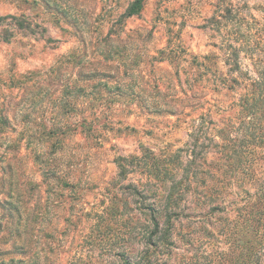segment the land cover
I'll list each match as a JSON object with an SVG mask.
<instances>
[{"label": "rangeland", "instance_id": "rangeland-1", "mask_svg": "<svg viewBox=\"0 0 264 264\" xmlns=\"http://www.w3.org/2000/svg\"><path fill=\"white\" fill-rule=\"evenodd\" d=\"M133 1L0 0V103L11 107L19 133L32 129L29 137L14 134L26 140L24 159L10 173L14 191L32 197L25 204L30 215L21 219L31 249L15 256L20 264H113L119 251L143 249L139 228L151 225L150 216L128 185L142 190L148 176L123 162L131 171L121 178L120 159L184 147L192 127L165 111L196 84L194 59L208 65L211 80L228 78L226 43H241L246 18L255 17L254 31L264 22V0H147L140 15L126 19ZM228 12L240 23L223 27ZM11 16L31 30L18 29ZM246 56L240 63L252 72ZM29 72L35 76L23 92L12 80ZM44 126L65 133L45 150ZM43 152L36 163L35 153ZM183 205L174 246L158 248L154 264H203L219 243L229 247L221 226L235 214L209 215L191 195ZM11 257L0 261L9 264Z\"/></svg>", "mask_w": 264, "mask_h": 264}, {"label": "trees", "instance_id": "trees-1", "mask_svg": "<svg viewBox=\"0 0 264 264\" xmlns=\"http://www.w3.org/2000/svg\"><path fill=\"white\" fill-rule=\"evenodd\" d=\"M146 2L134 0L127 8L125 18L140 15ZM11 18L18 29L31 30V24L24 26L27 23L24 19ZM235 18L228 12L223 18L228 25L223 27L239 24ZM245 20L248 33L240 40L241 43H226L230 51L229 77L211 80L208 65L196 57V71L192 74L196 84H188L190 89L184 93L185 97L167 105V114L178 116L184 124L192 127L190 140L185 146L176 150L166 147L159 156L154 151L145 150L141 158L120 159L121 178L129 175L131 169L128 166L141 169V174L148 176V186L142 190L131 188L132 185H128V189L141 202L143 213H149L151 225L139 228L144 248L119 251L118 262L113 264H154L152 260L158 248L174 246L175 220L186 211L183 203L188 200V195L206 206L209 215L227 211L235 214L231 222L221 226V234L229 247L225 249L219 243L214 255L207 254L203 258V264H264V22L258 31H254L250 23H256L255 17ZM111 35L108 34L106 41L111 39ZM236 39L234 42L238 44L241 38ZM48 42L53 40L49 38ZM243 52L247 55L246 60L252 62V72L242 68L240 55ZM34 76V72H29L19 76L21 82L14 78L12 83L25 92ZM192 100L194 103L190 106ZM10 108L0 103V149L3 150L0 153V257L13 255L9 264H20L22 260L17 261L15 256L22 258L31 249V241L24 236L21 219L25 214L30 215L25 204L32 197L31 191L29 195L24 191H14L10 177L14 164L24 159L22 150L26 140L14 137L19 127L14 126ZM189 108L191 112H188ZM23 130L18 135L27 134L29 137L32 129ZM58 133L65 134L55 127L44 126V150ZM44 155V152L35 153L33 160L42 162ZM123 162H128V166L125 167ZM202 174L207 176V180L202 178ZM161 183L163 189H158L155 185ZM75 185L73 181L64 182L65 187ZM161 219H165L162 224ZM28 221L24 222L27 223L25 230H28ZM212 233L208 232L209 235ZM217 243L215 240L212 246ZM0 264L8 263L3 260Z\"/></svg>", "mask_w": 264, "mask_h": 264}]
</instances>
